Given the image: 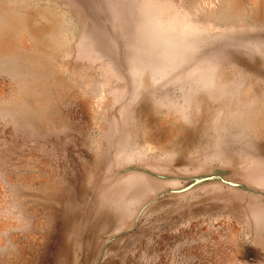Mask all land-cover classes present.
<instances>
[{
    "label": "rangeland",
    "instance_id": "1",
    "mask_svg": "<svg viewBox=\"0 0 264 264\" xmlns=\"http://www.w3.org/2000/svg\"><path fill=\"white\" fill-rule=\"evenodd\" d=\"M0 264H264V0H0Z\"/></svg>",
    "mask_w": 264,
    "mask_h": 264
}]
</instances>
